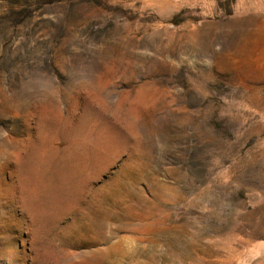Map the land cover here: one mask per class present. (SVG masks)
<instances>
[{
  "label": "rangeland",
  "instance_id": "obj_1",
  "mask_svg": "<svg viewBox=\"0 0 264 264\" xmlns=\"http://www.w3.org/2000/svg\"><path fill=\"white\" fill-rule=\"evenodd\" d=\"M0 264H264V0H0Z\"/></svg>",
  "mask_w": 264,
  "mask_h": 264
}]
</instances>
